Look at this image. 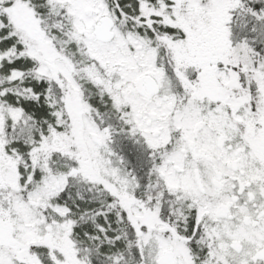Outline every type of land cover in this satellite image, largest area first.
<instances>
[{
	"label": "snow or ice",
	"instance_id": "obj_1",
	"mask_svg": "<svg viewBox=\"0 0 264 264\" xmlns=\"http://www.w3.org/2000/svg\"><path fill=\"white\" fill-rule=\"evenodd\" d=\"M0 264H264V0H0Z\"/></svg>",
	"mask_w": 264,
	"mask_h": 264
}]
</instances>
